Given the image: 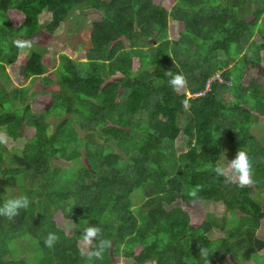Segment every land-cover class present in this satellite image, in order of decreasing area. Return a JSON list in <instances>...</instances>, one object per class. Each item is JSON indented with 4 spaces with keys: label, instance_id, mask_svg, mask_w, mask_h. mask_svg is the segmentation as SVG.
Segmentation results:
<instances>
[{
    "label": "trees",
    "instance_id": "1",
    "mask_svg": "<svg viewBox=\"0 0 264 264\" xmlns=\"http://www.w3.org/2000/svg\"><path fill=\"white\" fill-rule=\"evenodd\" d=\"M162 1L0 0V64L17 83L41 78L56 86L38 112L25 105L22 89L9 93L0 85V128L12 140L31 132L20 153L0 150V190L6 177H18L15 196L30 199L14 219L0 216V264H27L12 259L10 249L25 236L37 243L36 264H117L120 258L203 264L202 247L210 264H247L264 250V208L256 199L264 201V146L251 132L264 120V42L253 40L264 41V0H175L169 11ZM77 9L90 23L84 54L75 60L61 54L54 79L32 47L16 63L17 40L36 45L41 33L52 35ZM46 13L49 20L41 23ZM169 20L177 28L174 39ZM254 68L257 77L245 83ZM167 72L184 75L183 89L169 83ZM217 73L222 82L206 90ZM15 100L20 104L12 107ZM51 116L61 119L52 125ZM179 140L188 147L183 152ZM222 143L234 157L239 149L248 152L251 186L216 174ZM197 186V197H190ZM136 198L140 204L133 207ZM5 200L0 196V205ZM193 200L221 203L238 214V223L225 229L224 216L208 215L192 226L174 205ZM89 225L101 228L90 245L83 239ZM50 232L59 238L51 248L44 243ZM101 239L110 242L103 258L89 260L87 252Z\"/></svg>",
    "mask_w": 264,
    "mask_h": 264
},
{
    "label": "rangeland",
    "instance_id": "2",
    "mask_svg": "<svg viewBox=\"0 0 264 264\" xmlns=\"http://www.w3.org/2000/svg\"><path fill=\"white\" fill-rule=\"evenodd\" d=\"M174 1L175 0H171L170 1L171 3L167 4L166 1L163 0L161 5L167 11H169ZM246 11H248V15L245 16L246 20L252 19L253 18L252 9H249L248 6ZM48 20H49V15L47 13L41 17V23H45V22L47 23ZM89 24H90L89 17L86 11L82 9H77L74 12H72L64 22H62L59 25L57 30L52 35L41 33V35L38 38L37 44L32 45L31 47L33 51L39 53L42 56V62L46 70L45 75L50 76V78L54 79V75H53V73L55 72L54 67L60 62L61 54H64L68 58L75 60L80 54L82 55L88 50L90 46V43L88 41L89 32H90ZM176 30L177 28L174 26L173 22L169 20L168 36L174 39L175 38L174 33ZM253 40L257 42H264L262 39L258 38L257 35L253 37ZM31 47H25V48L18 47L19 50H18V57L16 62L17 64H22L26 60L29 53V49H31ZM260 60H261L260 67L263 68L264 50L260 53ZM257 71H258L257 68L247 69L245 75V83L249 77H257ZM215 75L217 77L218 73ZM0 85L5 91L9 93L12 92L13 90L22 89L23 92H21L20 94H22V96L24 97L25 105L30 106L34 111H38V112L47 106V102L50 96V91L56 89V86L54 85L44 84L41 78H32L29 81L21 80L19 83H17L16 80L13 79L11 74L9 73L8 67L3 64H0ZM179 90H181V88ZM206 90H208L207 87ZM187 97L190 96L187 95ZM227 97L231 98V95L228 94ZM17 101L19 100L14 101L12 107H15L18 104ZM56 119L58 122L61 118H55L51 116V118L48 119V122L52 123L53 125ZM251 132L255 135V137H257L259 143L264 146V120H259V122H255L251 127ZM0 133L6 134L5 128H0ZM25 136L26 137L22 139L12 140L7 135L8 141L6 144L0 143V150L3 151V154L5 156L9 155L10 152L20 153L21 151L20 149L25 139L31 136V132L30 131L27 132ZM176 144L179 149V152H183L188 148L187 145L182 140H179ZM3 148L5 150H3ZM223 153L225 154L228 160L234 158L232 151L224 143H222L221 154L219 157L218 164L223 162L224 159ZM79 162H80L79 159L73 162V166L75 170L79 167ZM61 176L65 179L73 178L66 173H62ZM7 180H9L11 183H9ZM19 180L20 179L18 177H11V176L6 177L4 179L6 185L1 187L0 196L4 199H8L17 195L19 190L16 186V183H18ZM259 190H260L259 188H256L254 189V192H258ZM261 190L264 192V185L261 188ZM256 199L263 205L264 208L263 198L257 197ZM139 204L140 202L137 198L133 199V207H137ZM176 205H179L184 211L187 212V214L190 217L192 226L199 225V223L202 222L203 219H206L208 215L212 216L216 220L217 219L220 220V218L224 216L223 225L225 229H231L236 225V223H238V217H237L238 214L236 213L237 214L236 216L234 213L225 210L224 206H222L221 203L218 202L217 203L202 202L199 200H193L189 203H184L177 201L174 206ZM61 224L65 226L66 232L68 234H71V231L67 230L68 223L61 222ZM211 235L213 237L221 236L222 232L213 231ZM10 249H11V258L14 260H24L27 264H36V262L40 259V252L38 250L37 243L34 239L30 238L29 236H25L17 243H14ZM125 262L126 261L124 259L120 258L117 264H125ZM145 264H153V263L147 262ZM247 264H264V250L253 255L251 257L250 262H247Z\"/></svg>",
    "mask_w": 264,
    "mask_h": 264
},
{
    "label": "clouds",
    "instance_id": "3",
    "mask_svg": "<svg viewBox=\"0 0 264 264\" xmlns=\"http://www.w3.org/2000/svg\"><path fill=\"white\" fill-rule=\"evenodd\" d=\"M16 44L20 48L31 47L28 41L17 40ZM167 75L171 77L169 83L176 89L183 88L187 81L182 73L173 75L171 72H167ZM8 137L5 133H0V143H7ZM223 162L217 164L214 171L218 176L225 178L226 183H236L239 187L244 188L251 186L254 183L253 176V162L244 149L237 150L235 157L228 160L223 153ZM199 187L192 188L188 195L190 197H197ZM30 204V199L27 195L21 194L15 197L8 198L0 205V216L5 217L9 220L17 217L22 209H27ZM101 228L96 225H89L85 228L83 239L89 245L100 235ZM58 236L55 233H48L44 243L47 247L51 248L58 240ZM107 239H101L94 250L87 252V258L89 260L102 259L104 250L109 246ZM199 256L203 260V264H210V254L206 251L205 247L200 248Z\"/></svg>",
    "mask_w": 264,
    "mask_h": 264
},
{
    "label": "built area",
    "instance_id": "4",
    "mask_svg": "<svg viewBox=\"0 0 264 264\" xmlns=\"http://www.w3.org/2000/svg\"><path fill=\"white\" fill-rule=\"evenodd\" d=\"M214 80H218V82H222V77L218 74V76L216 77V75L214 76V77H212L209 81H208V83H207V89L209 88V85H210V83L212 82V81H214Z\"/></svg>",
    "mask_w": 264,
    "mask_h": 264
}]
</instances>
